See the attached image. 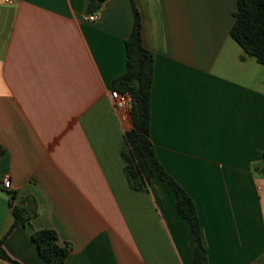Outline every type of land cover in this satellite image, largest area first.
<instances>
[{"label":"crops","instance_id":"0c3cea01","mask_svg":"<svg viewBox=\"0 0 264 264\" xmlns=\"http://www.w3.org/2000/svg\"><path fill=\"white\" fill-rule=\"evenodd\" d=\"M0 0V241L48 264L33 232L69 242L62 264H195L189 224L155 177L130 186L131 113L112 103L127 67L130 0ZM154 52L150 133L196 203L209 264H264V64L231 36L236 0H137ZM33 199L25 224L14 206ZM10 231V232H9ZM0 264H11L0 257Z\"/></svg>","mask_w":264,"mask_h":264},{"label":"trees","instance_id":"16d2710c","mask_svg":"<svg viewBox=\"0 0 264 264\" xmlns=\"http://www.w3.org/2000/svg\"><path fill=\"white\" fill-rule=\"evenodd\" d=\"M105 0H90L87 13L97 12ZM134 14V25L125 41L127 67L114 80L113 89L129 95L132 101L131 117L133 127L125 132L122 146L124 169L130 186L135 190H148L153 178L157 177L175 193L178 213L187 220L194 242V263L209 264L208 251L203 241L202 227L197 206L190 194L170 174L158 158L150 133L151 89L154 80V52L143 43L142 16L137 0H130ZM237 10L231 29V36L242 46L245 54L254 56L264 64V0H236ZM4 149L0 146V157ZM264 173V152L262 157ZM25 205L14 206V223L25 224L29 212H36L33 199ZM9 231V232H10ZM40 256L48 264H62L72 249L69 242L61 245L58 232L54 229H40L33 232ZM0 241V257L11 264H22L12 259Z\"/></svg>","mask_w":264,"mask_h":264},{"label":"built area","instance_id":"2783aa9c","mask_svg":"<svg viewBox=\"0 0 264 264\" xmlns=\"http://www.w3.org/2000/svg\"><path fill=\"white\" fill-rule=\"evenodd\" d=\"M97 17V14L91 15V18L94 19ZM111 98L113 106L120 111H123L125 114H129L132 107V101L128 94L121 93L118 90L113 89L111 91ZM0 186H4L6 188L12 187V181L10 178L4 179V181L0 184Z\"/></svg>","mask_w":264,"mask_h":264}]
</instances>
